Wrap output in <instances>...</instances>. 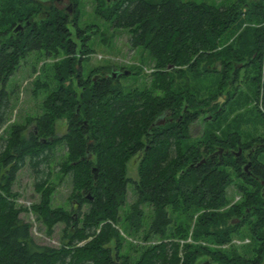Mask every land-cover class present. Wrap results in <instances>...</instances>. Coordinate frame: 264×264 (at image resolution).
Here are the masks:
<instances>
[{"label":"trees","instance_id":"16d2710c","mask_svg":"<svg viewBox=\"0 0 264 264\" xmlns=\"http://www.w3.org/2000/svg\"><path fill=\"white\" fill-rule=\"evenodd\" d=\"M69 1L62 9L54 0H0V129L11 108L6 85L20 62L31 53L59 58L51 66L55 86L39 113L0 138V264H195L201 257L209 260L199 264H264V163L258 159L264 144L241 143L236 132L225 139L212 133L197 143L190 138L204 107L212 111L210 120L221 116L212 101L238 77L232 72L237 63L255 70V99L264 111V0H95V14L126 29L129 45L153 60L150 82L134 89L120 83L130 73L125 67L81 73L91 52L87 31L97 29L81 28L79 0ZM161 117L165 122L155 125ZM61 119L66 127L59 134ZM215 146L227 152L212 155ZM61 147L65 154L54 174L70 181L69 208L52 205V156ZM135 155L138 180L126 176ZM25 164L39 194L32 211L46 234L64 225L58 247L37 243L31 223L20 217L12 185ZM129 183L136 199L124 215L126 229L145 230L133 259L120 253L117 226ZM232 184L240 201L228 200ZM143 204L153 212L146 229ZM172 214L184 217L186 227L173 225ZM193 220L196 243L181 246L176 239L188 237ZM242 226L254 243L253 257L223 248ZM152 236L158 242L151 244Z\"/></svg>","mask_w":264,"mask_h":264},{"label":"rangeland","instance_id":"374dc122","mask_svg":"<svg viewBox=\"0 0 264 264\" xmlns=\"http://www.w3.org/2000/svg\"><path fill=\"white\" fill-rule=\"evenodd\" d=\"M41 2V0H38ZM200 1V0H197ZM209 3L220 4L232 0H202ZM56 5L65 9L69 0H54ZM95 0H79L77 4L78 20L81 28L87 30L89 27L97 29L96 32L87 31L91 35V40L87 43L91 47V52L83 57L82 69L80 70L84 76L98 67L112 66L125 67L130 69V73L120 79V83L124 88L134 89L142 88L147 85L151 78L150 74L153 70V60L148 55L147 51L142 48H132L129 43V32L123 28H112L110 24L101 17L95 14ZM71 11V9H69ZM87 27V28H86ZM78 45L80 42L77 40ZM59 59V58H58ZM53 57H45L40 53H31L25 60H22L16 72L9 79L6 88L10 93L11 108L9 112V119L5 125L0 129V138H4L6 131L12 124L24 123L27 118H32L40 111L41 102L46 93L53 89L55 82L51 76V66L58 60ZM214 66V65H212ZM221 64L218 65L220 69ZM232 71V70H231ZM238 77L234 81L229 80L227 88L223 89L216 98L212 101V105H217L219 112H223L216 120L212 118V111L206 107L201 111L199 119L191 127V142L197 143L214 133L220 139L227 138L228 134L236 132L241 143L256 142L261 139L264 141V118L260 112H264L260 105L256 102V82L252 78L255 76V70L252 67H241L236 69ZM231 73V72H230ZM48 74V77L45 76ZM214 77V75H213ZM40 80L41 83L46 82L47 88L38 87L36 82ZM201 85L213 88L214 84L210 85L207 80H203ZM203 97L204 93L201 90L198 94ZM230 95V97H229ZM66 122L64 119L56 122V130L59 134L65 131ZM250 143V144H251ZM254 144V143H253ZM223 146H215V152ZM241 148V146H239ZM248 149V148H246ZM224 148H222L223 152ZM241 150V149H240ZM232 152H238V149H233ZM247 150H241V154L245 156ZM64 148L59 150L52 156L53 162L51 168L53 169L52 178L56 183V187L52 196L53 206H62L69 208L67 198L71 192L70 181L65 179L62 182L58 181L55 176L57 167L56 162L64 156ZM258 159L264 163V152L260 153ZM246 165V164H244ZM138 160L136 155L131 157L126 165V176L132 180H138L137 174ZM55 172V174H54ZM34 177L25 164L17 173L15 181L12 185V191L17 195L15 197V204L22 208L20 217L25 221L31 223V234L34 240L39 244L58 247L62 244L63 224L58 223L54 226L51 235L46 234V228L36 218L32 211V205L38 202L39 194L35 192L33 187ZM227 197L229 201H240L241 193L235 185H230L227 188ZM136 195L132 184L127 186V193L125 204L120 208L121 222L117 224L119 227L120 236L122 238V246L120 253L127 255L131 259L135 258L138 246L142 245L143 234L145 230L139 232H131L126 229L124 215L129 211L130 205L135 201ZM143 210V229L147 228L148 223L152 219V207L147 204L141 206ZM85 210V207L82 208ZM173 225L182 224L186 227V220L179 214H172ZM195 220V218H194ZM194 220L189 223L188 237L186 239H176L182 246L185 243H196L191 236ZM170 229H173L174 226ZM136 239V240H134ZM155 239V240H153ZM158 238L152 236L151 244L156 243ZM158 242V241H157ZM210 248H218L217 244L207 243ZM114 247V242L110 245ZM224 250H235L243 257L254 256V243L251 241L248 231L245 226L239 228L238 233L233 235L232 243L223 246ZM209 260V257H201L195 264H199L201 260ZM209 264H216L209 263Z\"/></svg>","mask_w":264,"mask_h":264},{"label":"water","instance_id":"95a60500","mask_svg":"<svg viewBox=\"0 0 264 264\" xmlns=\"http://www.w3.org/2000/svg\"><path fill=\"white\" fill-rule=\"evenodd\" d=\"M107 1H109V0H107ZM18 27H20V25ZM241 65H242L241 63L235 64L232 72H234L237 68L241 67ZM124 73L127 74L128 71H124ZM164 122H165V119L161 117L158 120H156V122L154 124L159 125V124H163ZM221 151H222V148H219V150H217V152H214L212 155H215L217 153L220 154ZM223 151L227 152V150H223ZM240 153H241V150H238V152H236V155H239ZM235 221H237V219L233 220V222H235Z\"/></svg>","mask_w":264,"mask_h":264},{"label":"flooded vegetation","instance_id":"af4514ba","mask_svg":"<svg viewBox=\"0 0 264 264\" xmlns=\"http://www.w3.org/2000/svg\"><path fill=\"white\" fill-rule=\"evenodd\" d=\"M262 144H264V141L262 142ZM245 169H246V167H245ZM263 182V181H262Z\"/></svg>","mask_w":264,"mask_h":264}]
</instances>
